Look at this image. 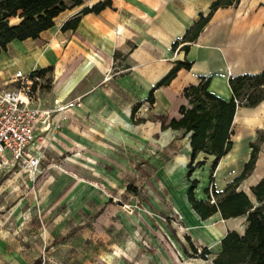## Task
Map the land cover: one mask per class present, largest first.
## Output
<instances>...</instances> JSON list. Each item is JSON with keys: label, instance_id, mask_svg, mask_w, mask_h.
<instances>
[{"label": "crops", "instance_id": "obj_1", "mask_svg": "<svg viewBox=\"0 0 264 264\" xmlns=\"http://www.w3.org/2000/svg\"><path fill=\"white\" fill-rule=\"evenodd\" d=\"M103 1L67 2L54 26L38 38L11 41L0 53V89L14 85L12 77L18 70L29 73L51 67L43 74L46 83L35 104L54 107L56 101L67 103L79 97L82 105L68 112L61 129L53 125L46 133V154L91 147L101 152L105 161L100 163L105 168L101 173L115 185L125 181L123 169L146 168L157 210L176 211L188 235L210 250L206 258L196 254L189 236H173L159 221L156 228L148 224L151 235L158 233L164 241L155 239V248L147 250L136 242L131 257H126L119 251L118 236L107 235L98 256L87 264H215L225 235L245 233L248 213L224 218L218 211L203 219L190 202L189 191L193 188L196 199L203 201L209 200L208 188L223 192L244 172L256 144L255 165L237 191H244L257 204L251 188L264 177V100L237 108L231 148L215 170L216 156L200 151L189 173L193 132L168 125L182 117V106L191 107L185 89L198 85L203 77L210 78L209 91L230 100L232 76L264 71V0H240L219 8L194 41L184 37L217 0H109L111 5L99 13H82L84 7ZM77 16L76 28L62 29ZM185 60L192 62L189 69L181 68L170 84L158 86L178 61ZM58 118L55 115L54 123ZM10 156L9 151L0 154V172L3 166L9 169L0 182L8 180L16 167Z\"/></svg>", "mask_w": 264, "mask_h": 264}, {"label": "rangeland", "instance_id": "obj_2", "mask_svg": "<svg viewBox=\"0 0 264 264\" xmlns=\"http://www.w3.org/2000/svg\"><path fill=\"white\" fill-rule=\"evenodd\" d=\"M104 162L91 147L71 148L60 155L44 150L32 173L13 168L10 178L0 182V264H34L37 259L87 264L98 256L107 235L118 236L119 251L131 257L136 242L147 250L156 247L154 240L161 235L152 236L148 224L156 228L159 221L173 236H189L203 247L173 224L169 215L174 210H157L146 168L123 169L125 181L115 185L101 173ZM5 167L0 178L9 170Z\"/></svg>", "mask_w": 264, "mask_h": 264}, {"label": "trees", "instance_id": "obj_3", "mask_svg": "<svg viewBox=\"0 0 264 264\" xmlns=\"http://www.w3.org/2000/svg\"><path fill=\"white\" fill-rule=\"evenodd\" d=\"M240 0H217L207 16L191 28L184 41H194L216 10L221 7L235 5ZM67 2L81 5L85 0H0V53L6 51L8 44L14 39H36L41 32L54 26V19L62 11L68 8ZM111 5L106 0L93 6H86L82 13H99ZM80 17L77 16L67 21L63 30L76 28ZM178 42L174 44V47ZM189 49L187 45L184 46ZM191 61H178L176 66L158 83V86L168 85L176 77L181 68L189 69ZM51 67L35 70L39 74L50 71ZM210 78L203 77L198 85H192L185 89V95L191 104L190 108L181 107L182 117L173 118L169 127L192 131L191 145L193 148L192 162L189 165V173L194 170L193 162L198 152L204 151L216 156L213 170L219 160L230 150L231 128L233 120L240 105L256 106L264 100V71L258 74H241L230 78L233 90V98L225 100L208 90ZM153 102V94L150 95ZM239 100V103L236 102ZM136 106L132 110L135 117ZM165 119H163V125ZM258 154V146L253 144V152L250 161L246 164L244 172L223 192L212 190L216 201L211 203L210 189H207L208 201L197 200L193 188L189 191V200L195 210L203 219L215 212H221L224 218L235 217L248 213V226L244 234L237 231L228 232L222 240L221 251L214 259L215 264H264V177L251 188L256 197L257 204L252 203L244 191H237V185L254 167ZM196 181L193 182V185ZM190 239V237H188ZM194 252L205 258L209 254L208 247H203L201 253L191 241ZM34 264H42L37 259Z\"/></svg>", "mask_w": 264, "mask_h": 264}, {"label": "built area", "instance_id": "obj_4", "mask_svg": "<svg viewBox=\"0 0 264 264\" xmlns=\"http://www.w3.org/2000/svg\"><path fill=\"white\" fill-rule=\"evenodd\" d=\"M34 71H16L12 77L14 85L8 89H0V154L4 155L5 151H9L10 163L29 173L34 172L41 164L43 152L49 145L46 133L53 125L56 130L61 129L68 118V112L73 107L82 105L79 97L67 103L56 101L54 107L36 105L46 79L44 75ZM236 102L239 103V100L236 99ZM147 105L152 103L147 102ZM57 114L59 118L54 123ZM210 197V201L214 203L216 198L212 190ZM169 216L181 232L189 234L176 211ZM196 247L198 253H201L203 247ZM208 256L209 254H205V258Z\"/></svg>", "mask_w": 264, "mask_h": 264}]
</instances>
